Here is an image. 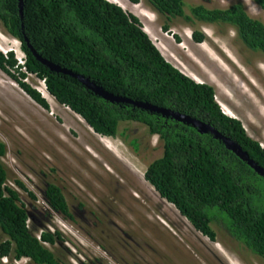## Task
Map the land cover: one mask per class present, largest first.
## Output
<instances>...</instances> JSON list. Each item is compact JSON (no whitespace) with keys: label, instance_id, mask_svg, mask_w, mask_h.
Segmentation results:
<instances>
[{"label":"trees","instance_id":"1","mask_svg":"<svg viewBox=\"0 0 264 264\" xmlns=\"http://www.w3.org/2000/svg\"><path fill=\"white\" fill-rule=\"evenodd\" d=\"M253 1L264 11V0ZM146 2L162 19L165 32L179 18L190 25L231 27L243 49L264 56V21L252 16L242 1L223 8L192 5L187 0ZM19 3L0 0V27L22 43L26 59L21 64L13 51L0 50V68L48 109L46 98L26 81L29 74L43 79L56 101L83 117L98 134L127 141V124L146 126L149 134L159 136L162 148L161 155L149 162L146 180L203 235L217 241L218 230H225L264 264V176L212 133H201L191 124L132 104L108 101L77 78L51 71L33 55L25 37L41 56L89 77L115 95L210 123L264 168V146L248 134L240 119L223 111L215 87L195 81L171 63L141 19L115 2L23 0V18ZM192 36L199 43L206 39L199 28ZM128 142L140 152L143 144L138 137ZM7 152V144L0 140V264L4 258L65 264L47 245L63 239L60 231L44 230L37 235L30 228V215L19 191L8 185L9 169L3 160ZM17 183L25 188L21 181ZM45 199L53 211L74 219L58 184L47 186Z\"/></svg>","mask_w":264,"mask_h":264},{"label":"rangeland","instance_id":"2","mask_svg":"<svg viewBox=\"0 0 264 264\" xmlns=\"http://www.w3.org/2000/svg\"><path fill=\"white\" fill-rule=\"evenodd\" d=\"M111 1L141 19L177 68L213 85L223 111L240 119L264 146L263 55L243 49L231 27L190 25L179 18L165 32L146 0ZM235 1L264 21V11L253 0H187L219 8ZM195 28L205 33L204 42L194 40ZM0 50L13 51L24 64L22 43L1 27ZM26 81L47 97L48 109L0 68V140L8 147L3 159L8 185L19 191L35 234L60 231L63 239L47 245L65 264H263L225 230H218L217 241L196 230L146 180L149 162L162 153L158 135L140 123H125L128 140L138 137L143 144L135 152L128 140L96 133L83 117L58 103L43 79L29 74ZM52 182L63 189L74 219L53 211L45 200L44 190ZM1 264L32 263L4 258Z\"/></svg>","mask_w":264,"mask_h":264},{"label":"water","instance_id":"3","mask_svg":"<svg viewBox=\"0 0 264 264\" xmlns=\"http://www.w3.org/2000/svg\"><path fill=\"white\" fill-rule=\"evenodd\" d=\"M20 7V14L23 18V0H20L19 3ZM25 40L27 42V46L30 48L33 55L44 65L50 68L51 71L57 72V73H63L66 75L73 76L77 78L81 83H83L88 89L92 90L95 94L103 97L104 99L116 102V103H128L132 104L137 107L144 108L146 110L157 112L162 114L165 117H172L173 119L191 124L192 126L196 127L201 133H212L214 137L221 139L233 152H235L240 158H242L244 161H246L253 169H255L256 172H258L260 175L264 176V168L260 166L254 159L250 158L249 154L242 148V146L237 143L236 141L232 140L230 137L223 135L218 129H216L213 125L210 123H207L203 120H200L198 118H194L190 115L174 111L169 108L160 107L158 105L152 104L150 102L146 101H139V100H133L128 97H123L120 95H115L112 92L104 89L102 86L96 84L93 80H91L89 77H86L82 74L76 73L72 71L71 69H68L66 67H63L59 64H56L47 58L41 56L36 49L30 44L27 37H25Z\"/></svg>","mask_w":264,"mask_h":264},{"label":"flooded vegetation","instance_id":"4","mask_svg":"<svg viewBox=\"0 0 264 264\" xmlns=\"http://www.w3.org/2000/svg\"><path fill=\"white\" fill-rule=\"evenodd\" d=\"M52 183H54V182H52ZM50 183H47V185H46V188H47V186L49 185ZM46 188H45V190H44V198H45V193H46ZM63 190V189H62ZM64 192V191H63ZM46 200V199H45ZM29 215H30V213H29Z\"/></svg>","mask_w":264,"mask_h":264},{"label":"bare ground","instance_id":"5","mask_svg":"<svg viewBox=\"0 0 264 264\" xmlns=\"http://www.w3.org/2000/svg\"><path fill=\"white\" fill-rule=\"evenodd\" d=\"M43 94H45V93H43ZM45 95H46V94H45ZM45 95H44V96H45ZM45 97H46V96H45ZM46 98H47V97H46Z\"/></svg>","mask_w":264,"mask_h":264},{"label":"clouds","instance_id":"6","mask_svg":"<svg viewBox=\"0 0 264 264\" xmlns=\"http://www.w3.org/2000/svg\"><path fill=\"white\" fill-rule=\"evenodd\" d=\"M111 1V0H110ZM113 2V1H112ZM121 6V5H120ZM47 88V87H46Z\"/></svg>","mask_w":264,"mask_h":264}]
</instances>
